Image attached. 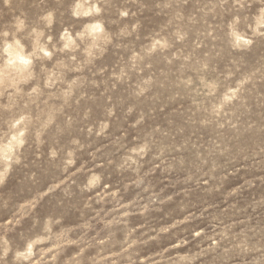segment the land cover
I'll return each instance as SVG.
<instances>
[{
	"label": "rangeland",
	"instance_id": "obj_1",
	"mask_svg": "<svg viewBox=\"0 0 264 264\" xmlns=\"http://www.w3.org/2000/svg\"><path fill=\"white\" fill-rule=\"evenodd\" d=\"M0 264H264V0H0Z\"/></svg>",
	"mask_w": 264,
	"mask_h": 264
},
{
	"label": "bare ground",
	"instance_id": "obj_2",
	"mask_svg": "<svg viewBox=\"0 0 264 264\" xmlns=\"http://www.w3.org/2000/svg\"><path fill=\"white\" fill-rule=\"evenodd\" d=\"M94 30H95V29H94ZM13 51L15 52V50H13ZM13 51H12V52H13ZM10 54H11V53H10ZM13 54H14V53H13ZM13 54H11V55L13 56ZM15 55H16V54H15ZM15 55H14V57H12V59L15 58V59H17V61H18V59L21 60V62L24 61L23 59H21L20 55H16V56H15Z\"/></svg>",
	"mask_w": 264,
	"mask_h": 264
}]
</instances>
